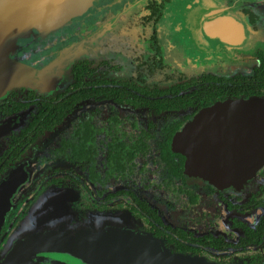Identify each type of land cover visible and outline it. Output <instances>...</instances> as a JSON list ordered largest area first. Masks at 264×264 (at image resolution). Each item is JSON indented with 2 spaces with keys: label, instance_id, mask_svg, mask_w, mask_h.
Instances as JSON below:
<instances>
[{
  "label": "flooded vegetation",
  "instance_id": "af4514ba",
  "mask_svg": "<svg viewBox=\"0 0 264 264\" xmlns=\"http://www.w3.org/2000/svg\"><path fill=\"white\" fill-rule=\"evenodd\" d=\"M208 1L92 0L2 49L0 183L17 172V201L0 255L44 196L62 194L80 214L129 215L173 254L264 264V165L224 188L187 173L171 148L198 117L216 157L246 161L230 144L243 113L214 106L264 98V0H212L259 35L245 49L198 34L214 17Z\"/></svg>",
  "mask_w": 264,
  "mask_h": 264
},
{
  "label": "water",
  "instance_id": "95a60500",
  "mask_svg": "<svg viewBox=\"0 0 264 264\" xmlns=\"http://www.w3.org/2000/svg\"><path fill=\"white\" fill-rule=\"evenodd\" d=\"M91 3L92 0H0V94L2 49L10 48L18 37L34 29L61 25ZM201 5L202 9H212L214 15L204 19L198 30L206 39L245 49L259 36L245 19L216 1ZM224 106L240 111L245 117L241 135L238 129H232L230 141L234 140L238 146L240 143V154L246 156V161L216 157L210 132L196 129L198 117L176 133L171 148L187 173L232 188L247 182L264 165V98L227 100L214 107ZM209 109L217 110L212 107L203 111ZM16 173L0 183V229L17 201ZM63 197L56 194L41 199L13 231L2 249L0 264H208L173 254L127 214L96 211L80 214L68 208Z\"/></svg>",
  "mask_w": 264,
  "mask_h": 264
}]
</instances>
